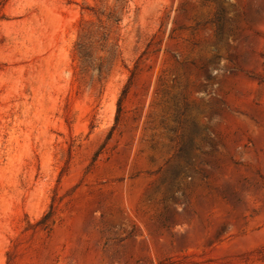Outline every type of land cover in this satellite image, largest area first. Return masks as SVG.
Returning a JSON list of instances; mask_svg holds the SVG:
<instances>
[{
  "label": "rangeland",
  "instance_id": "374dc122",
  "mask_svg": "<svg viewBox=\"0 0 264 264\" xmlns=\"http://www.w3.org/2000/svg\"><path fill=\"white\" fill-rule=\"evenodd\" d=\"M0 264H264V0H7Z\"/></svg>",
  "mask_w": 264,
  "mask_h": 264
},
{
  "label": "trees",
  "instance_id": "16d2710c",
  "mask_svg": "<svg viewBox=\"0 0 264 264\" xmlns=\"http://www.w3.org/2000/svg\"><path fill=\"white\" fill-rule=\"evenodd\" d=\"M7 0H0V10H1V7L3 6V4L6 2ZM108 19H110V16L108 17ZM114 21H117V20H114ZM79 45V41H77V43L75 44V46H78Z\"/></svg>",
  "mask_w": 264,
  "mask_h": 264
}]
</instances>
